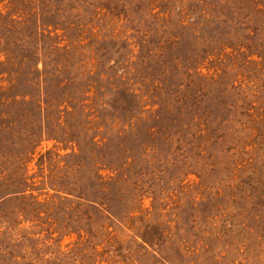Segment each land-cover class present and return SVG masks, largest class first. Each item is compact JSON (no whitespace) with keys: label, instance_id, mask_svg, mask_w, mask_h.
Listing matches in <instances>:
<instances>
[{"label":"rangeland","instance_id":"rangeland-1","mask_svg":"<svg viewBox=\"0 0 264 264\" xmlns=\"http://www.w3.org/2000/svg\"><path fill=\"white\" fill-rule=\"evenodd\" d=\"M0 264H264V0H0Z\"/></svg>","mask_w":264,"mask_h":264},{"label":"trees","instance_id":"trees-1","mask_svg":"<svg viewBox=\"0 0 264 264\" xmlns=\"http://www.w3.org/2000/svg\"><path fill=\"white\" fill-rule=\"evenodd\" d=\"M60 84H61V83H60V82H58V83H57V86H60ZM61 88H62V87H61Z\"/></svg>","mask_w":264,"mask_h":264}]
</instances>
